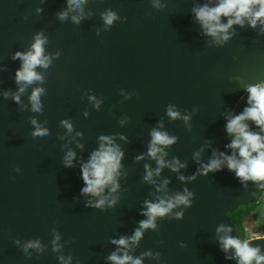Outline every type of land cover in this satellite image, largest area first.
<instances>
[{"label":"water","instance_id":"obj_1","mask_svg":"<svg viewBox=\"0 0 264 264\" xmlns=\"http://www.w3.org/2000/svg\"><path fill=\"white\" fill-rule=\"evenodd\" d=\"M205 3L209 0H84L73 12L69 0H0V264H60L61 255L71 256V264H112L106 258L117 246L109 241L130 236L137 221L147 218L140 214L142 202L185 189L194 194L190 206L157 217L156 228L145 229L129 254H160L143 256L142 264H236L224 259L216 229L232 224L230 214L239 206L256 203L261 189L252 181L242 186L227 170L200 175L193 153L202 149L200 159L207 162L213 148L228 151L225 109L242 88L231 77L248 84L264 78V34H257L259 26L234 25L232 38L216 45L193 19V7ZM109 11L116 14L110 25L104 19ZM37 33L45 39L50 64L37 66L43 79L24 85L21 93L15 70L22 62L12 57L29 51ZM37 87L44 90L42 108L32 111L29 97ZM169 104L180 113L176 119L166 115ZM32 120L51 135L33 137ZM61 120H70L73 130ZM158 121L159 130L178 138L165 148L164 159L176 157L186 167H163L152 184L142 177L145 164L157 167L146 153ZM102 133L116 134L124 159L120 188L109 197L117 202L97 209L85 207L89 197L80 194L79 161L98 146ZM69 149L77 157L73 168L63 165ZM140 153L144 159L135 160ZM165 179V190L157 192ZM181 211L182 218H175ZM56 234L62 247L54 252ZM230 235H237L235 227ZM37 239L39 249L21 251ZM249 243L264 254V239Z\"/></svg>","mask_w":264,"mask_h":264},{"label":"clouds","instance_id":"obj_2","mask_svg":"<svg viewBox=\"0 0 264 264\" xmlns=\"http://www.w3.org/2000/svg\"><path fill=\"white\" fill-rule=\"evenodd\" d=\"M83 3L84 0H69V7L73 12L79 11ZM192 14L193 19L200 26L201 34L212 37L216 45L222 46L232 38L235 34L234 25L243 28L247 24L248 27L253 29L259 26L260 31L257 34H264V0H209V3L194 6ZM59 18L61 20L66 19V14H60ZM104 19L110 25L116 19V14L109 11L104 15ZM78 22L79 18H74L73 23ZM44 43L45 39L42 34L37 33L29 51H17L12 57L13 59H20L22 62L21 66L15 70V81L20 85L18 91L21 93L24 91V85L43 79L35 71V68L37 66L48 67L50 64L49 57L44 55ZM231 78L238 80L242 88L238 94L239 96L236 95L238 100L233 107L230 108V101L229 107L225 109L227 114L224 117L223 129L227 143L224 145V149L228 151L213 148L211 157L207 162H203L200 159V151H202L200 149L193 153V159L199 165L197 172L200 175L207 176L209 173L227 170L233 174L242 186H245L248 181H252L262 192L256 203L264 206V78L252 84L246 83L240 77ZM43 91L42 88L37 87L31 92L29 99L32 111H41L40 96ZM4 95L7 97L8 92L5 91ZM13 99L17 103L20 102L19 95L14 94ZM89 99L94 100L95 97L90 96ZM242 99H245V102H242ZM99 104L100 101H96L95 107L98 108ZM241 107H243L242 110L237 112L238 108ZM83 115L87 118L89 114L84 112ZM166 115L176 119L180 116V113L175 110V105L169 104L166 106ZM183 119L187 121L189 117L184 116ZM31 123L35 126L34 131L31 133L33 137L47 138L51 135L49 131L37 125L35 120H32ZM60 123L69 132L73 130L70 120H61ZM157 125L158 127H154L150 131L146 153L149 158L156 161L157 167L153 169L145 164V174L142 177L143 181L152 184H155L153 177L159 176L163 167H168L172 171H179L180 168L186 167V164L181 163L176 157L170 161L164 159V156L167 155L165 148L174 144L178 138L170 136L166 131L159 130L162 126L161 122L158 121ZM76 135L82 136L83 133L77 132ZM119 138L127 140V137L123 134H120ZM97 139L98 146L89 153L86 160L79 161V174L83 182L80 194L89 197L85 202V207L103 209L106 205L111 207L117 202L116 197H109L120 188L119 177L123 167L124 151L115 142V133H102ZM77 146L83 148V144L78 143ZM144 157L145 153H140L134 159L139 161ZM76 159L75 151L69 149L63 157L64 167H75L74 161ZM194 178L195 174L188 179ZM179 179L184 180L186 178L181 175ZM168 183L169 181L165 179L161 184L156 185L157 192L165 190ZM106 188L108 189L107 195L105 194ZM193 196L192 192L185 189L184 193H177L171 197H157L155 201L144 200L140 214L147 218L137 221L138 226L133 229L130 236L121 235L119 238H111L109 242L117 247L108 254L106 259L112 264H142V257L145 255L159 257V253L153 254L150 250L142 253L141 257H133L129 254V249L139 243L145 229L156 228L157 217L170 214L173 208L181 204L190 206ZM174 215L175 218L180 219L183 212H176ZM234 227L237 232L236 236L230 235ZM216 231L219 249L224 253V259L235 260L236 264H264V254H261L260 246H252L249 243L252 238L264 239V234L249 237L241 232L234 222L230 225L221 224ZM219 233H224V235H219ZM60 239L59 234L54 235L52 239V250L54 252L59 251L62 247L58 243ZM17 246L20 247L19 242H17ZM40 247L41 244L38 239L29 240L23 245L21 251L27 253L29 248L39 249ZM230 249L232 250L231 254H229ZM57 259L60 264H71L72 257L61 255Z\"/></svg>","mask_w":264,"mask_h":264},{"label":"rangeland","instance_id":"obj_3","mask_svg":"<svg viewBox=\"0 0 264 264\" xmlns=\"http://www.w3.org/2000/svg\"><path fill=\"white\" fill-rule=\"evenodd\" d=\"M242 102H245V99H242ZM242 108L243 107L238 108L237 112L242 110ZM258 212H260V214L255 211L252 212L243 221L245 234L249 237H255L264 234V206H261Z\"/></svg>","mask_w":264,"mask_h":264},{"label":"trees","instance_id":"obj_4","mask_svg":"<svg viewBox=\"0 0 264 264\" xmlns=\"http://www.w3.org/2000/svg\"><path fill=\"white\" fill-rule=\"evenodd\" d=\"M242 91H244V90H242ZM238 96L232 97L230 108H232L233 105L237 102ZM260 207H261L260 205L253 202V203H250L247 205L239 206L238 209L234 213L230 214L234 224L240 229L241 232H243L245 234V229L243 226L244 219L247 216H249L252 212H254L255 209L259 210ZM258 213L260 214V212H258Z\"/></svg>","mask_w":264,"mask_h":264}]
</instances>
